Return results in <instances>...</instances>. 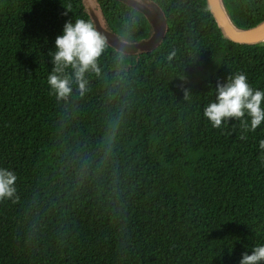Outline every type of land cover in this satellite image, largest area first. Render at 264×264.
<instances>
[{"label":"trees","instance_id":"trees-1","mask_svg":"<svg viewBox=\"0 0 264 264\" xmlns=\"http://www.w3.org/2000/svg\"><path fill=\"white\" fill-rule=\"evenodd\" d=\"M85 1L0 0V168L18 197L0 201V264H239L264 244V122L214 128L203 109L230 73L264 91V42L231 41L207 0H153L162 43L118 75L107 43L89 91L56 100L49 52L67 21L95 26ZM88 1L123 40L151 35L137 9ZM222 3L238 28L264 20V0Z\"/></svg>","mask_w":264,"mask_h":264},{"label":"clouds","instance_id":"clouds-1","mask_svg":"<svg viewBox=\"0 0 264 264\" xmlns=\"http://www.w3.org/2000/svg\"><path fill=\"white\" fill-rule=\"evenodd\" d=\"M70 10V8H68ZM107 40L92 22L83 18L69 20L63 26V33L55 39V47L49 52L53 67L47 76L49 95L56 100L66 99L76 84L81 96L89 91L88 74L100 75L99 59L107 48ZM174 53L169 54V59ZM124 53L119 54L117 75L123 69ZM70 70V71H69ZM184 98L190 92L185 88ZM215 99L203 109V115L212 127L221 128L225 122L235 119L244 131H255L264 122V91L254 89L243 72L230 73L225 82H217L214 89ZM246 137L241 136V139ZM264 150V139L259 141ZM17 175L7 168H0V201L16 202ZM264 262V244L254 245L251 254L242 253L239 264H262Z\"/></svg>","mask_w":264,"mask_h":264},{"label":"water","instance_id":"water-1","mask_svg":"<svg viewBox=\"0 0 264 264\" xmlns=\"http://www.w3.org/2000/svg\"><path fill=\"white\" fill-rule=\"evenodd\" d=\"M144 14L152 25L151 35L138 42H128L123 40L114 31L108 29L102 22L98 11L86 0V6L92 19L95 22L97 30L105 36L107 43L117 50L134 54L137 52H146L156 49L165 38L168 22L162 8L153 0H119ZM210 11L218 25L224 32V35L236 43L254 44L264 42V20L258 25L242 29L236 27L228 15L222 0H207Z\"/></svg>","mask_w":264,"mask_h":264}]
</instances>
